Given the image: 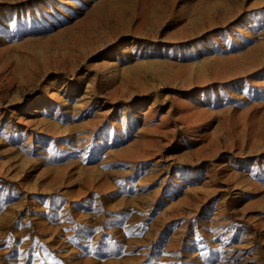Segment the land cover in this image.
Returning <instances> with one entry per match:
<instances>
[{"label": "rangeland", "instance_id": "rangeland-1", "mask_svg": "<svg viewBox=\"0 0 264 264\" xmlns=\"http://www.w3.org/2000/svg\"><path fill=\"white\" fill-rule=\"evenodd\" d=\"M250 61L264 0H0V264H264V63L176 80Z\"/></svg>", "mask_w": 264, "mask_h": 264}, {"label": "bare ground", "instance_id": "bare-ground-1", "mask_svg": "<svg viewBox=\"0 0 264 264\" xmlns=\"http://www.w3.org/2000/svg\"><path fill=\"white\" fill-rule=\"evenodd\" d=\"M263 63H264V61H250V62H244L242 64L239 63V65H237V66L223 67V69H221L220 73H218V74H216L214 72H206L203 70H197V71L189 72L188 74L187 73L186 74L183 73V74H179V75L177 74L176 80H179L180 83L183 86H185L186 88H188V87L190 88L193 86L206 87L210 83H213L214 81L229 82L230 80H232L234 78L237 79V78L241 77L244 73H246L250 70H253L255 68H258ZM114 75H115V72H113L112 70L110 72H107L105 82L100 84L101 88H99L97 86V88L96 89L94 88L93 91L96 93V92H99L101 89L104 90V89L109 88L110 86H113L114 82L112 81V79L115 77ZM113 89H114V87H113ZM112 94H113V96H116L117 95V89H114L112 91ZM99 120H101V119H98V121ZM173 132H175V131H173ZM105 187H107V185H105Z\"/></svg>", "mask_w": 264, "mask_h": 264}]
</instances>
